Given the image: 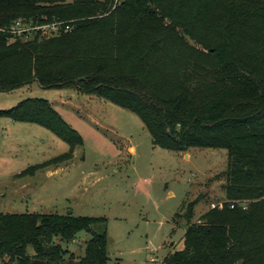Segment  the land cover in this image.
Here are the masks:
<instances>
[{
	"label": "trees",
	"instance_id": "obj_1",
	"mask_svg": "<svg viewBox=\"0 0 264 264\" xmlns=\"http://www.w3.org/2000/svg\"><path fill=\"white\" fill-rule=\"evenodd\" d=\"M112 3L0 0V28L19 18L75 22L49 37L0 30V91L33 82L74 88L137 114L162 148H227L222 207L193 221L199 199L190 201L183 245L162 264H264V0H122L108 13ZM0 117L38 124L70 145L23 173L70 161L83 144L46 98H26ZM103 220L0 212V260L109 264V235L93 228ZM89 228L77 257L66 245Z\"/></svg>",
	"mask_w": 264,
	"mask_h": 264
},
{
	"label": "rangeland",
	"instance_id": "obj_2",
	"mask_svg": "<svg viewBox=\"0 0 264 264\" xmlns=\"http://www.w3.org/2000/svg\"><path fill=\"white\" fill-rule=\"evenodd\" d=\"M118 5L112 3L108 13ZM29 97L48 99L83 144L70 161L23 173L68 152L70 145L38 124L43 133H16L0 117V212L104 218L93 228L109 235V264H162L183 245L190 201L199 199L193 221L212 204L224 203L227 148L193 147L186 157L162 148L137 114L74 88L33 82L0 91V109ZM90 237L81 231L66 247L81 257Z\"/></svg>",
	"mask_w": 264,
	"mask_h": 264
},
{
	"label": "built area",
	"instance_id": "obj_3",
	"mask_svg": "<svg viewBox=\"0 0 264 264\" xmlns=\"http://www.w3.org/2000/svg\"><path fill=\"white\" fill-rule=\"evenodd\" d=\"M112 1L115 5H118L122 0ZM74 28L75 22L73 21H52L48 23H39L33 19L19 18L6 28H0V30L11 33L15 37L28 39L35 35H38L40 37H49L56 35L62 31H72ZM222 205L223 203L212 204V208L222 207ZM242 205L244 208L247 207L246 203H242ZM234 206L235 203H232L231 207ZM152 261H155V259L153 258Z\"/></svg>",
	"mask_w": 264,
	"mask_h": 264
},
{
	"label": "crops",
	"instance_id": "obj_4",
	"mask_svg": "<svg viewBox=\"0 0 264 264\" xmlns=\"http://www.w3.org/2000/svg\"><path fill=\"white\" fill-rule=\"evenodd\" d=\"M9 120L7 121V122H5V123H7V125H8V128H10V127H12V128H14V130H15V132L16 133H20L21 132V134L22 135H24L25 133L26 134H30L31 135V132H35V133H43L42 132V130H40V128H38L37 126H35V125H37V124H35V123H27V122H16V121H14V120H12V119H10V118H8ZM17 123V124H16ZM6 125V126H7ZM3 129H6V128H4V126H3ZM131 148H133L134 149V152H135V147L134 146H132ZM75 153V152H74ZM182 153H184V156L186 157L187 155L188 156H190V154L188 153V152H182ZM224 197H225V195H224ZM202 215V214H201ZM200 215V216H201ZM176 216V215H175ZM199 216V217H200ZM199 217H197L196 218V220L199 218ZM175 218V217H174ZM184 233H185V230H184Z\"/></svg>",
	"mask_w": 264,
	"mask_h": 264
},
{
	"label": "water",
	"instance_id": "obj_5",
	"mask_svg": "<svg viewBox=\"0 0 264 264\" xmlns=\"http://www.w3.org/2000/svg\"><path fill=\"white\" fill-rule=\"evenodd\" d=\"M87 231H88V232H91V229L89 228Z\"/></svg>",
	"mask_w": 264,
	"mask_h": 264
}]
</instances>
